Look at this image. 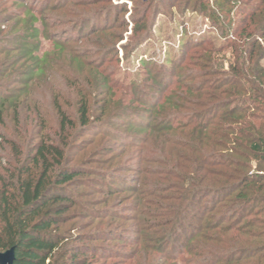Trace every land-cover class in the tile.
Wrapping results in <instances>:
<instances>
[{
    "label": "rangeland",
    "instance_id": "1",
    "mask_svg": "<svg viewBox=\"0 0 264 264\" xmlns=\"http://www.w3.org/2000/svg\"><path fill=\"white\" fill-rule=\"evenodd\" d=\"M257 7L263 8L264 0H0V93L8 96L0 104V133L21 150L39 140L64 139L70 164L88 170L87 184L72 188L88 209L105 206L109 183L120 188L109 197V207L127 210L134 201L140 206L126 187L137 186L132 180L139 167H162L143 157L157 155L158 142L174 135L162 132L142 143L151 125L182 121L188 107L216 106V98L187 88L214 79L207 68L205 77L196 78L199 64L213 47L227 45L229 29H243L239 20L250 22ZM81 103L90 126L78 130ZM58 108L75 126L66 134ZM1 144L0 155L11 154L10 145ZM121 215L123 220L110 223L92 220L82 230L136 229L125 219L132 212ZM81 217L75 221H89ZM136 236L127 235V244ZM123 240L105 242L112 252L98 264H153L155 254L148 249L141 248L133 260L124 258L130 248ZM186 245L183 235L166 252L177 261L157 262L187 264Z\"/></svg>",
    "mask_w": 264,
    "mask_h": 264
},
{
    "label": "trees",
    "instance_id": "2",
    "mask_svg": "<svg viewBox=\"0 0 264 264\" xmlns=\"http://www.w3.org/2000/svg\"><path fill=\"white\" fill-rule=\"evenodd\" d=\"M249 21L239 20L243 29H229L228 44L213 47L199 64L196 78L209 71L214 79L187 88L216 98V106L188 107L182 121L167 126L155 120L142 141L174 133L158 142L157 155L143 157L162 167H139L132 180L137 186L126 187L141 202L134 201L127 209L132 215L125 218L136 229L84 232L92 220L124 219L127 207L106 204L120 188L109 183L105 206L88 209L72 189L87 184L88 170L70 164L64 139L39 140L21 150L0 133L2 148H12L0 155V253L13 248V264H98L110 251L105 242L124 239L130 248L124 258L133 260L141 248L148 249L155 254L153 264H159L177 261L166 252L187 235V264H264V7L251 12ZM7 100L0 93V104ZM56 111L66 134L74 123ZM77 113L78 130L90 126L85 103ZM81 216L89 221L76 222ZM129 234L139 238L127 244Z\"/></svg>",
    "mask_w": 264,
    "mask_h": 264
},
{
    "label": "water",
    "instance_id": "3",
    "mask_svg": "<svg viewBox=\"0 0 264 264\" xmlns=\"http://www.w3.org/2000/svg\"><path fill=\"white\" fill-rule=\"evenodd\" d=\"M13 262H14V249L13 248L0 253V264H13Z\"/></svg>",
    "mask_w": 264,
    "mask_h": 264
}]
</instances>
